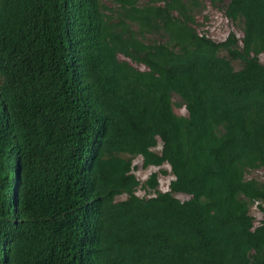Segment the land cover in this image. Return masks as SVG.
<instances>
[{
  "label": "trees",
  "instance_id": "1",
  "mask_svg": "<svg viewBox=\"0 0 264 264\" xmlns=\"http://www.w3.org/2000/svg\"><path fill=\"white\" fill-rule=\"evenodd\" d=\"M140 1L0 0V264H264V0Z\"/></svg>",
  "mask_w": 264,
  "mask_h": 264
},
{
  "label": "rangeland",
  "instance_id": "2",
  "mask_svg": "<svg viewBox=\"0 0 264 264\" xmlns=\"http://www.w3.org/2000/svg\"><path fill=\"white\" fill-rule=\"evenodd\" d=\"M149 0H141V4L147 3ZM202 3L200 8L195 13V28L201 35H206L215 42L225 41L231 34H234L238 39L243 37L242 32V22H233L225 15V6L228 0H222L221 3H212L211 0H200ZM108 6L113 7V0H105ZM225 55V54H224ZM261 63L264 65V56L260 57ZM233 65L236 70L240 69V62L234 61ZM140 69H145L141 65H135ZM175 101L179 103L178 98H175ZM176 113L182 116L186 115V112L183 108L176 106ZM161 146L157 148L159 151ZM166 172V174L163 173ZM133 173L136 177L142 182H146L151 175L158 174L159 181V191L167 192L170 190V183L174 179V176L171 173V168L169 165H164L162 167H150L145 169L143 167V160L141 157L136 158L134 161V171ZM248 179H255L261 182H264V168L257 169L249 172L247 175ZM154 192H150L147 189L140 187L137 191V195L140 197H150L154 196ZM176 197L182 201L189 199L188 196L184 194H176ZM126 195H123L117 198L118 201L125 200ZM250 214L255 218V225L258 226L262 220V213L259 210L258 206L250 207Z\"/></svg>",
  "mask_w": 264,
  "mask_h": 264
}]
</instances>
